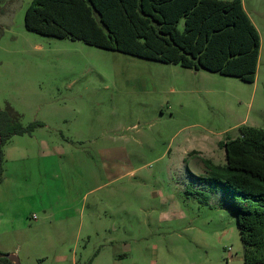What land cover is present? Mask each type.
Segmentation results:
<instances>
[{
  "label": "rangeland",
  "instance_id": "obj_1",
  "mask_svg": "<svg viewBox=\"0 0 264 264\" xmlns=\"http://www.w3.org/2000/svg\"><path fill=\"white\" fill-rule=\"evenodd\" d=\"M31 1L0 0V106L42 122L3 145L0 249L21 264H245L203 157L225 163L240 124L264 127V0H243L254 81L31 31Z\"/></svg>",
  "mask_w": 264,
  "mask_h": 264
},
{
  "label": "trees",
  "instance_id": "obj_2",
  "mask_svg": "<svg viewBox=\"0 0 264 264\" xmlns=\"http://www.w3.org/2000/svg\"><path fill=\"white\" fill-rule=\"evenodd\" d=\"M24 22L27 29L47 35L247 81L256 78L261 36L243 0H32ZM41 123L24 125L13 106H0L1 164L3 145ZM239 130L222 142L225 163L203 157L209 170L202 180L228 186L244 263L264 264V127L244 122ZM0 264L14 261L2 255Z\"/></svg>",
  "mask_w": 264,
  "mask_h": 264
},
{
  "label": "water",
  "instance_id": "obj_3",
  "mask_svg": "<svg viewBox=\"0 0 264 264\" xmlns=\"http://www.w3.org/2000/svg\"><path fill=\"white\" fill-rule=\"evenodd\" d=\"M0 175H1V152H0ZM7 255L9 258H11L14 261V264L20 263V258L16 252H4L0 253V256Z\"/></svg>",
  "mask_w": 264,
  "mask_h": 264
}]
</instances>
